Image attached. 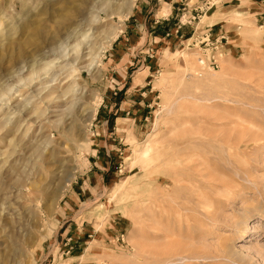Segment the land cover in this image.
<instances>
[{
    "label": "rangeland",
    "instance_id": "obj_1",
    "mask_svg": "<svg viewBox=\"0 0 264 264\" xmlns=\"http://www.w3.org/2000/svg\"><path fill=\"white\" fill-rule=\"evenodd\" d=\"M111 3L94 30L121 29L77 80L84 94L71 118L89 120L71 180L37 204L9 184L35 161L17 154L2 169L0 203L15 202L31 223L24 239L0 233V264H264V1ZM73 5L83 4L0 0V83L37 58L13 63L10 42L30 50L28 40L51 38L76 18ZM203 32L223 35L217 67L198 62L192 43Z\"/></svg>",
    "mask_w": 264,
    "mask_h": 264
},
{
    "label": "bare ground",
    "instance_id": "obj_2",
    "mask_svg": "<svg viewBox=\"0 0 264 264\" xmlns=\"http://www.w3.org/2000/svg\"><path fill=\"white\" fill-rule=\"evenodd\" d=\"M80 1L83 5L85 4V7L83 5L71 6L76 18L65 17V25L51 38L42 37L36 41L28 40L27 45H33L30 50L23 48L25 44L10 42L12 49L8 57L13 63L30 53L35 54L34 56L37 58L26 67L25 70H28L26 74L22 68L17 72L18 78L15 83H0V174L4 177L7 172H2V169L9 159L15 158V155L23 156V159H26L27 156L32 158L35 162L26 161L25 166L18 169L22 174L15 181L11 180L9 184L11 188L19 190L18 197L24 198L22 196L24 193L21 195V189L27 191L25 198H28L29 194H33L37 204L43 198L54 200L59 194L60 187L65 181H70L74 174L75 159L73 155L76 148L84 146L82 142L86 138L84 126L81 125L89 120L88 114L84 115L83 119H78L79 121L74 115L71 118L75 112V106L84 94L77 80L81 77L82 70L91 72L94 68H98L100 55L121 29L117 26L114 29L103 28L98 33L94 30V27L98 26L102 19V12L106 17H110L111 12L108 8L112 7V5L110 6L112 0H101L99 5L103 6L93 3L91 0ZM91 3H93L94 10H90L87 6ZM132 6L130 1L121 6L120 21L128 16ZM62 37L63 39H61ZM62 43L63 45L59 46ZM48 45L54 46L51 48L52 51L45 49ZM57 46L62 48L57 49ZM1 52L0 50V54ZM49 54H53V58L44 60V57ZM76 66L79 71H76ZM65 70H68L66 81L61 76ZM33 118L37 122L41 121L40 128H43L44 124L50 128L51 126L55 127L60 134L59 140L50 136L51 133L42 135L44 131L39 127H37L38 131L33 133L37 129L33 128V125H36ZM68 119H70L69 122H67ZM13 166L11 165L10 168ZM15 169L13 170L15 171ZM34 191L39 194H34ZM13 192L15 190L11 191V194L4 193L2 201H6L5 199L12 201L10 196ZM14 204L15 202L0 203V233L8 228L5 236L9 242L17 241L20 237L24 239L23 228L31 223V219H28V214L21 209L22 207Z\"/></svg>",
    "mask_w": 264,
    "mask_h": 264
},
{
    "label": "built area",
    "instance_id": "obj_3",
    "mask_svg": "<svg viewBox=\"0 0 264 264\" xmlns=\"http://www.w3.org/2000/svg\"><path fill=\"white\" fill-rule=\"evenodd\" d=\"M206 3L209 2L206 1ZM261 24V26H264V18H262ZM196 38L193 40L192 46L197 49V52L199 54L198 62L205 65L207 64L212 68L217 67L218 62L212 52H218L224 47L223 35L219 33L211 35L209 32H203L200 36H197Z\"/></svg>",
    "mask_w": 264,
    "mask_h": 264
},
{
    "label": "crops",
    "instance_id": "obj_4",
    "mask_svg": "<svg viewBox=\"0 0 264 264\" xmlns=\"http://www.w3.org/2000/svg\"><path fill=\"white\" fill-rule=\"evenodd\" d=\"M173 2L175 1V0H172Z\"/></svg>",
    "mask_w": 264,
    "mask_h": 264
}]
</instances>
